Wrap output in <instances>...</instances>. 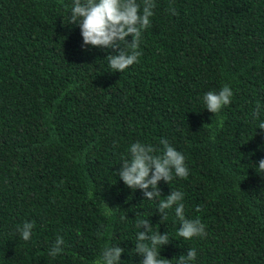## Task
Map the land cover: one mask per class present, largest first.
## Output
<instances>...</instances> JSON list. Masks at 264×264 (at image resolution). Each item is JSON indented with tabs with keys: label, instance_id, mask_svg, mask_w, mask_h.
I'll list each match as a JSON object with an SVG mask.
<instances>
[{
	"label": "trees",
	"instance_id": "obj_1",
	"mask_svg": "<svg viewBox=\"0 0 264 264\" xmlns=\"http://www.w3.org/2000/svg\"><path fill=\"white\" fill-rule=\"evenodd\" d=\"M155 2L139 62L119 73L113 50L82 46L73 0H0V264H93L117 244L141 264L139 219L167 232L172 264L191 248L193 264H264V0ZM224 85L231 103L212 114L203 96ZM164 138L189 175L160 181L161 198L182 191L203 237L180 238L174 209L160 221V198L119 178L131 144Z\"/></svg>",
	"mask_w": 264,
	"mask_h": 264
},
{
	"label": "clouds",
	"instance_id": "obj_2",
	"mask_svg": "<svg viewBox=\"0 0 264 264\" xmlns=\"http://www.w3.org/2000/svg\"><path fill=\"white\" fill-rule=\"evenodd\" d=\"M156 6L155 0H73L69 22L79 27L83 47L113 50V54L106 56L105 59L113 72L121 73L139 62L142 55L140 50L142 33L150 26V18L153 17ZM170 11L173 15L177 14L174 8H170ZM129 36L130 42L126 39ZM232 97V90L228 85H224L219 91H208L203 96V102L208 112L217 114L231 103ZM260 114L261 105L257 104L252 117L259 119ZM258 129L264 132V121L259 124ZM159 143L162 146L160 148L141 142L131 144L129 156L122 159V167L118 171L119 178L133 191L136 189L142 191L145 200L160 198L158 203L160 221L166 220L168 210L174 209L179 221L177 235L180 238L190 240L194 237H203L206 235L205 225L199 218L189 219L184 214L182 191L171 190L169 195L161 198L158 183L163 181L169 184L174 176L187 178L189 169L184 154L173 147L166 138L161 139ZM256 168L264 173V159L258 162ZM104 205L109 211L112 210L105 203ZM34 227L35 222H24L22 226H18L17 230L22 240L31 239ZM136 227L139 231L135 252L142 257L141 264H172V260L159 255L161 248L170 242L167 232L161 235L159 231H153L149 219L137 220ZM64 244L63 237L57 236L48 255L55 257L61 254ZM123 252L124 249L118 244L105 246L93 264H122L120 257ZM196 255L195 248L188 249L186 254L176 258L177 264H193Z\"/></svg>",
	"mask_w": 264,
	"mask_h": 264
}]
</instances>
